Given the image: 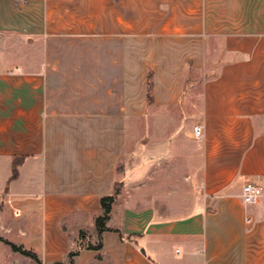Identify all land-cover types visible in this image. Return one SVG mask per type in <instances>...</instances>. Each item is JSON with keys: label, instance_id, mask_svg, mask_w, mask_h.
<instances>
[{"label": "crops", "instance_id": "obj_1", "mask_svg": "<svg viewBox=\"0 0 264 264\" xmlns=\"http://www.w3.org/2000/svg\"><path fill=\"white\" fill-rule=\"evenodd\" d=\"M0 238L42 264H264V0H0ZM0 264L37 263L0 240Z\"/></svg>", "mask_w": 264, "mask_h": 264}, {"label": "trees", "instance_id": "obj_2", "mask_svg": "<svg viewBox=\"0 0 264 264\" xmlns=\"http://www.w3.org/2000/svg\"><path fill=\"white\" fill-rule=\"evenodd\" d=\"M151 82L149 79V95H151ZM16 175V172L14 176ZM123 189V186L120 183H117L115 185L114 192L111 196H107L101 199V206L104 210L103 216H100L96 220V228L99 234V242L97 245H92V244H87L86 249L87 250H101L103 247V234L109 229L106 227L107 221L110 219V214L112 211V207L115 203L116 198L120 195L121 191ZM82 236V234H81ZM1 241H3L5 244L11 247L12 251L15 253H19L24 257L30 258L34 260L37 264H42L40 259L38 258L37 254L34 253L33 251H28L24 250L22 247H18L15 244L8 242L7 240H3L0 238ZM75 254H71V257L74 256ZM57 264H62V263H57Z\"/></svg>", "mask_w": 264, "mask_h": 264}, {"label": "built area", "instance_id": "obj_3", "mask_svg": "<svg viewBox=\"0 0 264 264\" xmlns=\"http://www.w3.org/2000/svg\"><path fill=\"white\" fill-rule=\"evenodd\" d=\"M195 135L197 138H202V128L201 127H196L195 128ZM262 195V191L259 186L249 183L243 188V200L245 205H253L256 204L260 197ZM250 221V219H247Z\"/></svg>", "mask_w": 264, "mask_h": 264}, {"label": "rangeland", "instance_id": "obj_4", "mask_svg": "<svg viewBox=\"0 0 264 264\" xmlns=\"http://www.w3.org/2000/svg\"><path fill=\"white\" fill-rule=\"evenodd\" d=\"M169 125H170V129H172V130L173 129H175V130H182V128H183V124L182 123H175L174 125H172V124H169ZM190 125H191L192 129L194 130V128L198 127L200 124H190ZM142 128L145 131L146 130H155L156 129V124H154V123H151V124L145 123V124L142 125ZM134 164H135L134 162L131 163L132 168H134V166H135ZM120 170H121V172H124V168L123 167H121ZM117 224H118V222L115 219L111 223V225H117ZM88 237H89V234L88 233H85L84 234V237L83 236L81 237L82 240H84L86 242V244L88 243L86 241V238H88Z\"/></svg>", "mask_w": 264, "mask_h": 264}, {"label": "water", "instance_id": "obj_5", "mask_svg": "<svg viewBox=\"0 0 264 264\" xmlns=\"http://www.w3.org/2000/svg\"><path fill=\"white\" fill-rule=\"evenodd\" d=\"M143 253H145L144 251H142Z\"/></svg>", "mask_w": 264, "mask_h": 264}]
</instances>
